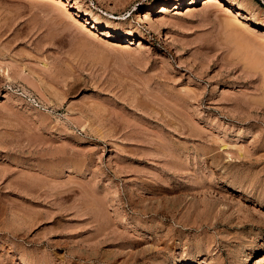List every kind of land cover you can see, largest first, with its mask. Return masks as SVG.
<instances>
[{"label":"rangeland","instance_id":"374dc122","mask_svg":"<svg viewBox=\"0 0 264 264\" xmlns=\"http://www.w3.org/2000/svg\"><path fill=\"white\" fill-rule=\"evenodd\" d=\"M63 1L0 0V264H264V0Z\"/></svg>","mask_w":264,"mask_h":264},{"label":"bare ground","instance_id":"6f19581e","mask_svg":"<svg viewBox=\"0 0 264 264\" xmlns=\"http://www.w3.org/2000/svg\"><path fill=\"white\" fill-rule=\"evenodd\" d=\"M66 2H68L67 4L68 5H70V3H71V0H65ZM65 1H63L64 3H65ZM208 1V3L210 2V3H214V4H216V3H218V4H216V5H220L221 4V2H220V0H207ZM59 2H60V0H59ZM63 2H61V3H63ZM194 2V0H191L190 1V3L189 4H192ZM60 3V4H61ZM63 3V4H64ZM220 3V4H219ZM59 4V5H60ZM227 4V3H226ZM211 5V4H210ZM222 5V4H221ZM64 6V5H63ZM71 7H72V9H74V11L76 12V16H78V17H80L81 18V20L82 21H84L86 24L88 23V24H90L91 26H92V28L94 29H98V28H101L102 29V31H101V33H103L104 35H105V37H110V36H112L111 35V33H110V30L111 29H114L109 23H104V24H101V22H99L97 19H95L93 16H90V14L89 13H86V11H83L77 4H73V5H70ZM161 8H160V12H163V11H165L167 8H166V6L165 5H162V6H160ZM224 7V6H223ZM240 7V6H239ZM147 12V11H146ZM145 12V13H146ZM144 13V14H145ZM148 13V12H147ZM165 13V12H164ZM167 13V12H166ZM147 15V14H146ZM146 15H144V17L145 18H147L146 17ZM148 16V15H147ZM149 17V16H148ZM142 19H144V18H142ZM83 23V22H82ZM84 23V24H85ZM94 29V30H95ZM115 30H118L119 32H120V30L119 29H115ZM98 31H99V29H98ZM122 32V31H121ZM160 32V31H159ZM158 32V33H159ZM161 34V33H160ZM159 35V34H158ZM124 41H127L126 39L124 40ZM130 43H132L131 41H129ZM140 43V42H139ZM142 44V43H141ZM198 255V254H197ZM192 260V259H191ZM194 260V259H193ZM260 261L262 260V259H259ZM260 261H259V263H260ZM195 262V261H194Z\"/></svg>","mask_w":264,"mask_h":264}]
</instances>
